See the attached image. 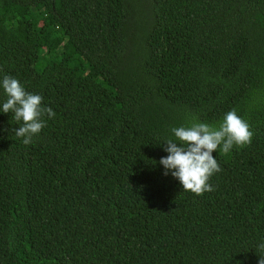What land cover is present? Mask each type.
<instances>
[{"label": "trees", "instance_id": "16d2710c", "mask_svg": "<svg viewBox=\"0 0 264 264\" xmlns=\"http://www.w3.org/2000/svg\"><path fill=\"white\" fill-rule=\"evenodd\" d=\"M3 75L55 117L25 145L0 112V264L264 256V0H0ZM233 109L254 135L214 191L164 175L171 128Z\"/></svg>", "mask_w": 264, "mask_h": 264}, {"label": "clouds", "instance_id": "9594fccd", "mask_svg": "<svg viewBox=\"0 0 264 264\" xmlns=\"http://www.w3.org/2000/svg\"><path fill=\"white\" fill-rule=\"evenodd\" d=\"M0 88L7 97L0 112L12 113L15 121L22 122L15 129V135L22 137L25 145L30 144L46 126L45 115L52 119L55 112L43 106L41 95L26 91L23 84L10 75L0 78ZM171 132L175 140H166L164 151L168 155L159 163L165 169L164 175L170 172L182 184L183 190L197 196L214 191L210 179L221 168L213 153L218 148L227 153L234 146L250 145L254 135L250 124L235 109L228 111L218 126L193 118L190 126L173 127ZM259 248L264 250V244ZM258 264H264V256H260Z\"/></svg>", "mask_w": 264, "mask_h": 264}]
</instances>
